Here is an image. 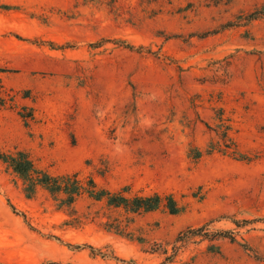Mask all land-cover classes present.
<instances>
[{
  "label": "rangeland",
  "instance_id": "1",
  "mask_svg": "<svg viewBox=\"0 0 264 264\" xmlns=\"http://www.w3.org/2000/svg\"><path fill=\"white\" fill-rule=\"evenodd\" d=\"M0 79V152L163 198L61 207L0 160V264H264V0H0Z\"/></svg>",
  "mask_w": 264,
  "mask_h": 264
},
{
  "label": "trees",
  "instance_id": "2",
  "mask_svg": "<svg viewBox=\"0 0 264 264\" xmlns=\"http://www.w3.org/2000/svg\"><path fill=\"white\" fill-rule=\"evenodd\" d=\"M2 88L0 79V106L4 102ZM0 160L22 180L23 191L27 197H34L39 188H44L55 201L61 204V207L73 208L78 198L85 194L96 201H105L110 207L124 209L132 213L157 209L163 202L162 196L157 193L149 196H126L122 192H111L106 188L100 187L93 178H81L79 172L53 175L47 170L38 167L25 150L0 152ZM170 203L174 204V200L171 197ZM176 210L171 205V211L176 212ZM105 225L124 234L121 222L117 224L107 222Z\"/></svg>",
  "mask_w": 264,
  "mask_h": 264
}]
</instances>
